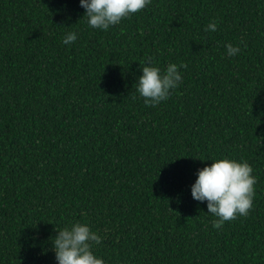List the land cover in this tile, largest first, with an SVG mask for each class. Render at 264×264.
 Returning a JSON list of instances; mask_svg holds the SVG:
<instances>
[{
    "label": "trees",
    "instance_id": "obj_1",
    "mask_svg": "<svg viewBox=\"0 0 264 264\" xmlns=\"http://www.w3.org/2000/svg\"><path fill=\"white\" fill-rule=\"evenodd\" d=\"M83 16L0 0V264H56L75 222L105 264H264V0H150L108 31ZM149 60L186 65L155 107L134 90ZM225 157L253 168V206L214 229L190 187Z\"/></svg>",
    "mask_w": 264,
    "mask_h": 264
},
{
    "label": "clouds",
    "instance_id": "obj_2",
    "mask_svg": "<svg viewBox=\"0 0 264 264\" xmlns=\"http://www.w3.org/2000/svg\"><path fill=\"white\" fill-rule=\"evenodd\" d=\"M149 3L150 0H79V7L84 10L83 18L90 28L108 31L123 19L145 9ZM204 30L215 32L217 25L209 23ZM76 40L77 34L69 32L62 43L71 45ZM225 47L228 57H234L241 51L239 46L232 44ZM184 67L186 65L169 63L161 71L150 60L146 61L140 65L142 74L134 90L146 106L155 107L169 98L171 90L182 84L183 76L179 69ZM195 175V182L190 187L191 197L194 201L206 203L207 215L215 218L212 221L214 229L238 216L248 215L253 206L256 178L246 161L238 162L226 157L216 159L210 166L198 169ZM56 233L51 243L56 264H105L93 251L94 246L101 243V237L87 223L75 222Z\"/></svg>",
    "mask_w": 264,
    "mask_h": 264
}]
</instances>
